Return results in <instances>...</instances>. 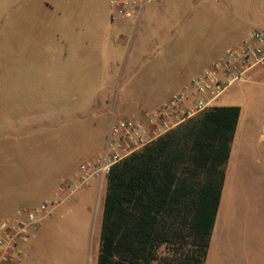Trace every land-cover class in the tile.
Listing matches in <instances>:
<instances>
[{
	"label": "crops",
	"instance_id": "0c3cea01",
	"mask_svg": "<svg viewBox=\"0 0 264 264\" xmlns=\"http://www.w3.org/2000/svg\"><path fill=\"white\" fill-rule=\"evenodd\" d=\"M28 9L34 10L39 18H12L10 34L0 35V65L2 62L8 64L9 60L13 64L14 61L26 60V63L34 59L49 61L59 49L60 83L64 85V90L74 88L72 78L70 80V76H74L81 85L76 87L79 90L113 92L118 75L130 76L145 63L142 51L148 49L149 52L155 50L157 53L171 48L175 41L173 38L176 35L165 39L164 32L156 30L149 36L146 46L142 47L141 43L135 41V32L142 17L137 24L112 21L108 3V22L76 18L58 25L50 18L49 4L38 2ZM255 31L264 33V0H207L206 33L198 38L180 37L179 46H176V53L173 54L181 55L184 44L191 43L195 51L189 64L183 66L182 70L198 75L210 68L225 50L237 46ZM2 69L0 66L1 72ZM10 69L12 75L17 73L16 69ZM261 78L264 79V67H255L247 72L242 82L232 87L241 91L244 85L253 84ZM188 82L172 92L161 105L146 94L144 87L139 86V92L143 93L136 100L126 101L124 108L121 105L119 116L113 107L109 109V101H98L96 93H86L83 101L76 103L68 102L60 95L58 98L18 100L4 99L0 94V221L19 209H33L42 203H58L52 207L51 213L67 200L59 193V187L73 178L81 163L103 154L112 122L141 120L147 106L155 105L152 111L159 109ZM143 83L147 84V79L144 78ZM41 85L37 86L38 90L58 89L52 88L50 83ZM19 87L27 90L36 88L34 85L0 83V92L18 90ZM214 107H238L240 110L225 165L222 190L227 182L260 179L257 172L259 168L264 171V134L255 135V116L244 115L240 105L222 103L221 99ZM83 121L89 122L90 134H87V138L93 139L87 140L85 144L77 140L83 138V131L77 130L82 127ZM84 145L89 149L85 156ZM252 169L255 173H252ZM103 181L97 179L90 187L88 184L85 190L93 188L99 197ZM35 182L50 188L46 199L37 205L34 203ZM53 198L56 200L52 202ZM102 206L103 201L94 210L87 211L88 218L78 224L76 234V243L80 248L88 245L89 249L91 246L90 260L95 264L99 252ZM44 233L45 230L43 236ZM39 235L38 229L35 240L27 246V257L22 264L29 263L30 253L36 249Z\"/></svg>",
	"mask_w": 264,
	"mask_h": 264
},
{
	"label": "rangeland",
	"instance_id": "374dc122",
	"mask_svg": "<svg viewBox=\"0 0 264 264\" xmlns=\"http://www.w3.org/2000/svg\"><path fill=\"white\" fill-rule=\"evenodd\" d=\"M38 2L49 4L50 18L58 22V25L76 18L109 21L107 0H0V35L10 34L12 18H39L34 10L28 9L29 6ZM206 2L207 0H164L162 3L147 6L136 29L135 41L141 43L142 47L146 46L149 36H152L156 30L163 31L165 39L176 35L173 38L175 41L171 48L157 53L155 50L149 52L148 49L142 51L145 63L130 76L118 75L113 92L79 90L76 87L81 85L74 76H70L74 88L64 90V85L60 83L61 60L58 49L57 55L52 56L49 61L34 59L26 63V60L14 61V64L10 60L8 64L2 62L0 83L4 85L16 83L20 86L34 85L36 88L35 90L20 87L18 90L6 89L0 92L1 97L40 100L50 97L58 98L60 95L62 99L76 103L83 101L84 94L94 95L96 93L98 101H109V109L113 107L119 116L121 105L124 108L126 101L136 100L143 93L138 90L141 86L146 89L148 96L154 97L156 103L161 105L182 84L200 75L182 70L183 66L189 64L192 52L195 51L191 43L184 44V52L181 55L173 53H176L174 51H176L180 37L198 38L206 33ZM11 67L16 69V74H11ZM144 78L147 79V84L143 83ZM41 83H50L52 88L58 89L38 90L37 86H42ZM111 94L113 96L109 98ZM220 99L222 103L240 105L244 115L255 116V135L264 134V79L261 78L253 84L244 85L241 91L231 87ZM153 109L155 105L147 106L143 116ZM88 125L89 122L83 121L82 127L77 129L83 131V138L77 140H82L84 144L87 140L93 141L87 138ZM88 150L84 145V156L89 153ZM252 170V173H255V170ZM257 173L260 178L258 180L227 182L223 188L214 230L207 249L206 264H264V171L259 168ZM92 182H97V179H91L88 183L89 187ZM39 183L35 182V205L46 199L48 189H50L40 186ZM85 189L76 192L71 198L55 207L49 218L40 223L38 243L36 249L30 253L28 264H95L90 260L91 246L89 249L88 245L80 248L76 243V234L78 224L88 218L87 211L94 210L97 204L101 205L106 191V178L102 182L99 197L96 196L93 188ZM53 199L52 202L56 200ZM44 230L45 235L43 236ZM93 235H95L94 232ZM159 256L163 260L169 258L170 254L165 248H161ZM158 264L165 263L160 261Z\"/></svg>",
	"mask_w": 264,
	"mask_h": 264
},
{
	"label": "trees",
	"instance_id": "16d2710c",
	"mask_svg": "<svg viewBox=\"0 0 264 264\" xmlns=\"http://www.w3.org/2000/svg\"><path fill=\"white\" fill-rule=\"evenodd\" d=\"M239 114L212 107L111 168L97 264H204Z\"/></svg>",
	"mask_w": 264,
	"mask_h": 264
},
{
	"label": "built area",
	"instance_id": "2783aa9c",
	"mask_svg": "<svg viewBox=\"0 0 264 264\" xmlns=\"http://www.w3.org/2000/svg\"><path fill=\"white\" fill-rule=\"evenodd\" d=\"M161 0H107L112 21L137 24L145 8ZM264 67V33L252 32L240 44L225 50L210 68L141 120L112 122L103 154L81 163L73 178L59 187L64 199L87 187L91 179L104 180L111 168L180 124L212 108L229 88L243 81L247 72ZM58 203L19 209L0 221V264H22L27 246L35 240L40 223Z\"/></svg>",
	"mask_w": 264,
	"mask_h": 264
}]
</instances>
